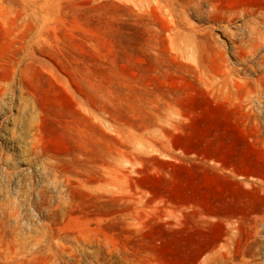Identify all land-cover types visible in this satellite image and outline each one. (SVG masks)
Here are the masks:
<instances>
[{"label": "rangeland", "instance_id": "rangeland-1", "mask_svg": "<svg viewBox=\"0 0 264 264\" xmlns=\"http://www.w3.org/2000/svg\"><path fill=\"white\" fill-rule=\"evenodd\" d=\"M262 13L0 0V264H264Z\"/></svg>", "mask_w": 264, "mask_h": 264}, {"label": "bare ground", "instance_id": "bare-ground-1", "mask_svg": "<svg viewBox=\"0 0 264 264\" xmlns=\"http://www.w3.org/2000/svg\"><path fill=\"white\" fill-rule=\"evenodd\" d=\"M201 8V7H200ZM201 11V10H200ZM204 11V10H203ZM200 13V12H199ZM202 13V12H201ZM230 21V20H229ZM254 24L249 23V34L250 38L249 41L253 42V39L256 42V55L258 52L264 48V31L261 30V24L264 25V13L258 14L256 18L252 20ZM231 30V28H229ZM245 34V33H244ZM243 40V39H242ZM182 43V42H181ZM239 46V45H238ZM255 48V47H254ZM190 49V48H189ZM237 52V51H236ZM245 55V54H244ZM246 56V55H245ZM253 56V55H252ZM261 56V55H260ZM248 58L245 59L247 61ZM259 61V60H258ZM263 62V61H262ZM247 64V63H246ZM248 67V66H247ZM260 67V66H259ZM255 68V67H254Z\"/></svg>", "mask_w": 264, "mask_h": 264}]
</instances>
